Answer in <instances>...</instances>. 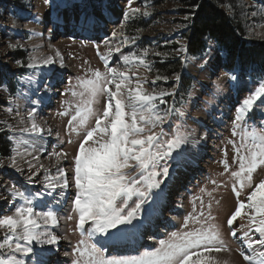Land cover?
Listing matches in <instances>:
<instances>
[{
	"label": "snow or ice",
	"instance_id": "snow-or-ice-1",
	"mask_svg": "<svg viewBox=\"0 0 264 264\" xmlns=\"http://www.w3.org/2000/svg\"><path fill=\"white\" fill-rule=\"evenodd\" d=\"M134 2L126 0L128 11L122 14L125 20L137 13L149 14L147 7L142 12L134 7ZM220 6L225 11L233 10L230 4ZM94 7L97 11H85L79 19L78 27L82 31L94 29L104 19L101 15L103 4ZM192 19V16H185L184 23L177 28L186 31ZM32 20L39 22L37 17ZM11 28L16 30L18 25L14 22ZM123 29L121 23L120 30L111 33L113 40L120 39V45L108 48L106 53L96 48L103 71L89 66L84 69V76H77L75 83L69 81L66 93H61L73 98L63 100L62 110L57 113L69 117L65 142L71 144L73 134L78 138L70 168L60 166L61 161L69 159L64 151L50 153L56 161L54 173L39 163V157L27 147L23 152L13 147L9 155L0 159V169L10 168L21 175L26 170V182L41 185L32 193L15 183L0 181V201L8 205L7 212L0 211V264H50L48 257L52 249L58 250L60 242L68 239L67 235L54 231L60 225V206L68 203L71 208L63 219L66 223L73 222L72 231L80 235L71 252L64 253L65 257H70V264H227L220 257L221 253L231 252L225 231L228 237L242 241L243 247L237 251L244 264H264V178L255 177L264 171V120L252 121L249 125L253 111L264 105V66L252 69L249 76L239 61L231 66L218 62L221 51L209 26L206 34L201 33L203 40L181 38L176 41L178 47L174 52L183 57L184 72L174 74L170 91H157V82L167 84L169 77L149 75L152 64L148 60V49L125 53L124 48L134 45L138 37H129ZM141 31L136 29L138 33ZM32 35L42 36V33L29 30V39ZM257 35L264 38V34ZM190 46L194 49L191 55ZM6 47L12 51H28L27 60L14 63L18 68L33 70V75L35 70H41L42 79L66 67L64 55L55 46H48L51 54H44L41 44H33L29 50L24 43L9 40ZM152 55L160 56L161 53L153 52ZM192 67L208 77L207 83L198 80L190 70ZM183 76L198 81L201 86L199 95L188 92L193 107L199 106L200 96H222L233 90L243 94L229 117L231 128L227 143L233 149L232 162L230 164L226 158L227 149L220 162L221 175H226L228 180L222 184L212 181L218 187L230 188L233 206L224 218L222 230L213 215V199L205 204L197 197L199 205L193 203L192 211L184 217L179 230L167 233L163 239L146 234L148 239L155 241L150 248L138 250L133 255H112L114 246L144 228L146 221L156 213V205L166 198L174 170L183 167L186 154L208 138L203 129V134H197L195 129L185 130L181 123L173 124V120H181L186 115L192 123H201L175 104L168 106L167 98L178 94L176 85L182 86ZM32 83L30 75L28 84ZM43 86L52 87L47 83ZM0 88L11 91L3 83ZM40 102L35 101L23 115L15 112L21 125L26 121V126L8 121L0 125V133L9 144L15 140L17 145L35 148L37 139L42 140L45 134L53 135L51 127L37 122L35 105ZM213 102L210 99L206 103ZM7 111L12 113L13 109ZM215 111L213 107L212 112ZM249 126L259 131L246 132ZM16 132L28 138H17ZM55 135L60 138L59 132ZM247 136H251V142ZM208 195L212 197V193ZM38 204L43 205L40 211H37ZM241 220L246 223H240Z\"/></svg>",
	"mask_w": 264,
	"mask_h": 264
},
{
	"label": "rangeland",
	"instance_id": "rangeland-1",
	"mask_svg": "<svg viewBox=\"0 0 264 264\" xmlns=\"http://www.w3.org/2000/svg\"><path fill=\"white\" fill-rule=\"evenodd\" d=\"M159 1H162V3L161 5L156 7L153 5V0H135L134 2V6L140 8L142 12L145 7H147V11L149 13L148 15H142L141 13H137L136 15H140L146 19H150L153 22V24L146 31L142 32L138 36L141 39H148V41L144 42L143 47L144 49L149 50L148 60L151 62V64H153L152 62H154L155 60L164 59V57H162L161 55L165 56V54L162 53V50L160 48H164L166 46L169 47V49L166 50L167 52L179 56L174 52V49L178 47L176 41L183 38L181 30L177 28L178 25L182 24L178 21L179 0ZM81 2L82 0L72 1L73 4L78 3V7L81 5ZM47 3V0H0V83L8 85V88L11 90L7 91L3 88H0V125H2L4 121H8L9 123L16 126H26V121L24 125H21L20 118L15 117V112H22L21 114L23 115L33 106V103L35 101H42L35 105L38 109L37 122L41 123L45 127H51L53 129V135L48 136L47 134H45L42 140L37 139L35 148H33L31 145H17L15 140L14 143L16 144L18 150L21 152H23L24 147H27L28 151L34 152V154L37 155L40 159L38 162L40 163L41 161V164H43L47 168H50L51 171L54 173L56 161L55 158L50 155V153L53 151H64L68 154L69 159L71 160V157L77 150L78 138L75 134H73L71 136L73 142L71 144L65 142L68 139V136L66 135L67 129L65 125L69 117H63L62 120L61 117L57 115L58 111H55L54 109L56 105L55 103L51 102L48 104V106L40 107L45 103L46 100L50 98L47 89L51 90V94L54 93L56 96H60V94H58L57 92H59V87L60 90L64 89L63 86L66 83L67 77H69L68 82L72 81L73 83H75L77 76H84V69L88 68L89 66L93 68H100L101 71H103V62L99 60L100 58L97 55L96 47L91 46V43H78L74 40L71 41V39L67 37H58L59 34L57 36L56 33H53L52 27L49 28L50 25H47L45 27V32L42 36L32 35L31 39H29V30H32L35 33L34 29L31 28V18L35 16L33 15V12L35 13L36 11L40 10V6L42 4H44L42 5V7H45L47 9ZM66 3H68L69 5L68 1H66ZM123 4H126V0H124ZM252 13H255L256 15L253 17ZM126 21L127 20L122 19L117 24V31L120 30L121 23L125 26ZM14 22L18 25V28L16 30H13L11 28V25ZM262 25H264V6L255 5L249 7L247 23V30L249 33L247 40L249 44H251L252 42H264V38H261L260 35H257V33L264 34V26ZM9 40H11L12 43L20 41L24 43L26 45V49L29 50L31 49L33 44H41L43 45L42 51L44 54H51L48 50L49 45L58 48L65 57L66 67L58 69L55 74H52L55 76V78L53 77L51 79L55 80L56 83L51 82L48 76L42 79L41 70L39 69L35 70V73L33 75V70L31 69L18 68L14 62L16 60H27L29 52L25 49H20L16 51L8 49L6 47V44ZM154 40L156 41L154 42ZM157 40L160 41V43H158ZM56 44L58 45V47ZM118 45H120L119 38L113 40L112 37H109L108 40L105 41V43H102L101 46H99V49L100 51L106 53L108 48H115ZM66 47L68 53H66ZM132 49H134V45H129L124 48V51L125 53H127L129 50L132 51ZM153 52H160L161 55H152ZM20 54L24 56L22 59ZM258 58H261V56H258ZM84 61H88L89 63L83 64ZM218 62L224 63L222 55L220 56ZM190 70L194 75L198 76L199 81H204L207 83L208 77L205 74L197 72L194 67H192ZM43 71L46 72L47 70ZM30 75L33 79V83L31 85L28 84V78ZM149 75H155L153 71V65L152 73H150ZM44 83H47L49 85L52 84V87L46 89L43 86ZM155 87L157 91H169V86L161 88L160 85H158V82ZM172 87L173 81L170 88L172 89ZM180 87L181 84L176 85L177 91H179ZM36 88H39V91H35ZM19 89L20 91H18ZM192 92L196 95H199V93L201 92L200 83L196 80L194 82V89L192 90ZM9 96L12 97L11 100L8 99ZM242 98V93H238L233 90L231 94H225L222 96L213 97L211 96V94L200 96V103L197 107L192 106V104L190 103L191 98L188 101L183 100V104L185 106H183L181 110L185 113H190L191 118L198 119L201 123L200 125L192 123V120L189 119L186 115L185 117L181 118V120H173V124L181 123L185 130L195 129L197 134L206 133L208 138L196 149L186 154V163L183 167L178 169L179 171L181 169H185L183 176H181L180 173L176 174L178 170H174V180L170 182H173L171 187L173 194L169 199V201H172L173 206L168 207L165 213L163 212V206L160 208L159 205L164 204L166 202V198L164 199V201L156 205V212L161 215V218L164 217V219H161L159 221V224H161L162 222H166L168 220L169 215L178 212H183L185 210L183 206H185L184 203L187 201V199L189 203V205L187 204L188 212L186 211V214L183 216V218H181V224L176 227L175 225H172L171 221L168 222L171 224L170 228L167 230V232L164 233V235L160 237V239L166 238L167 233L180 229L184 217L192 211L193 203L195 202L197 205H199V201L196 199L197 197L202 198L205 204L209 201V199H213V215L217 217L216 222L217 224L222 226L223 230L224 218L233 206V196L231 194L230 188H225L222 186L218 187L217 185H213L212 181L216 180L218 184H222L224 181L228 180V177L226 175H221L223 169L220 162L222 158H224V149H227L228 155L226 158L229 160V163L231 164L232 162L233 149L231 145L227 143L228 139L230 138L231 128L229 117L232 114L231 110L233 109V106L237 105L238 101ZM65 99L73 98L70 95H63L59 103L61 110L62 101ZM210 99L214 101L213 104L206 103ZM257 104L259 105L260 102L258 101ZM96 107L100 108L101 105H96ZM213 107L216 108L215 112H212ZM8 108H12L13 112L9 113L7 111ZM260 120H264V105H260L253 111L249 121V125H251V121L259 123ZM201 129H203V133L201 132ZM165 130H168L167 127ZM253 130L259 131L258 128L253 129L251 126H249L246 129V132H251ZM56 132L60 133L59 139H57L55 135ZM16 137L20 139L28 138L26 135L22 136L19 132H16ZM246 138L248 142H251V136H247ZM236 139L239 142L240 138L237 137ZM52 143H56V145L60 147L56 146L55 149H52ZM45 144L46 147L44 146ZM0 159L4 158L0 156ZM60 166L66 169L70 168L71 162H69V160H63L60 162ZM233 169H235V165H233ZM26 175V170L25 174L21 175L20 173H17L10 168L0 169V181L15 183L22 190L30 187L31 191L35 193L38 189H40L39 187H41V185L39 183H27L25 179ZM255 177L256 179L264 178V171L258 172L257 174H255ZM40 179H43L42 175L40 176ZM182 183L190 184L185 188L184 191H182L180 194H177ZM36 185L39 187H37ZM168 189L166 191H168ZM201 189H204L205 191L202 192ZM208 193H212V197H209ZM217 200L219 201V204L215 203V201ZM181 207L182 209H180ZM69 208L71 207L69 206ZM69 210L70 209L66 210L63 215L60 214V225L58 228L54 229V231L58 235H67L71 239L69 241H73V244L70 246L69 242V246H64V243H66V241L62 240L58 245V250H56L55 248L52 249V252L48 257L50 264H54V262H56L57 264H70V257L67 262L64 261V253L68 252L69 249L73 245H75L76 242L80 239V237L77 236L79 232L72 231L74 223H66L63 219L64 216L69 214ZM0 211H8V205L4 201H0ZM168 211L170 213L166 214L168 213ZM156 215L157 214L154 213L151 218L156 217ZM141 219H144L143 215ZM149 221H147V223ZM61 223L63 227L61 226ZM240 223H246V221L242 220ZM61 228H63V230L65 231H61ZM244 230H246V228L242 229L241 231ZM134 236L135 238L133 239H137L138 233ZM129 240L130 239H128L127 241ZM225 240L228 244V247L231 249V252L221 253L220 257H227V259H223L224 261H227V264H244L242 258L239 256L237 251L238 248L242 247V242H238L239 239H237L236 242L232 240L230 237L227 236L226 231ZM60 246L62 252L60 251ZM36 247H39V245H37Z\"/></svg>",
	"mask_w": 264,
	"mask_h": 264
},
{
	"label": "trees",
	"instance_id": "trees-1",
	"mask_svg": "<svg viewBox=\"0 0 264 264\" xmlns=\"http://www.w3.org/2000/svg\"><path fill=\"white\" fill-rule=\"evenodd\" d=\"M153 1L155 2V6H159L162 3L159 0ZM250 2L255 5L264 6V0H179L178 21L184 23L185 16L193 17L190 21L191 27L182 32L183 38L193 41L203 40L204 37L201 33L206 34L210 26L218 41L224 63L231 66L239 61L248 72L252 69L259 70L264 66V42L248 43L249 33L247 23L248 11L249 7H251ZM222 4L232 5L233 10L225 11L220 6ZM150 25V22L141 19H132L126 24L125 33L129 36H134L138 33L136 29L145 31ZM160 49L165 56L164 59L153 62V71L155 75L159 74L169 77L167 84L163 81H158V85L161 88L169 86L170 91L174 74H183L184 72V66L182 64L183 57L167 52L166 50L169 49L168 46ZM193 51L194 49L190 46L189 55ZM20 56L21 59L24 57L22 54ZM258 56H261V58H258ZM182 82L183 84L179 90H182L184 93H188L194 87V80L189 79L187 76H183ZM171 98H167L168 105L171 102ZM10 149L11 144L0 133V156L5 158L9 155Z\"/></svg>",
	"mask_w": 264,
	"mask_h": 264
},
{
	"label": "bare ground",
	"instance_id": "bare-ground-1",
	"mask_svg": "<svg viewBox=\"0 0 264 264\" xmlns=\"http://www.w3.org/2000/svg\"><path fill=\"white\" fill-rule=\"evenodd\" d=\"M48 3L46 4V7H42V4L40 6V10L36 11L35 13L33 12L34 17H37L39 19L38 23L33 22L31 18V28L34 29L35 32L42 33V35L45 32V26L47 24H50L51 22H56L60 24H68V23H79V19L82 18V14L87 11V12H93L97 11V9L94 7V5L102 3L104 8L103 11L101 12V15L104 16V19L100 21L99 25L95 27L92 30L89 31H82L78 25L75 29L74 27V33L76 35L79 34H86L87 32L94 31L97 32L98 35L100 34H109L111 35L112 31L116 30L117 31V24L119 21L117 19H121L123 17V12L128 11V6L127 4H123L124 0H82L81 5L78 7V3H72L73 0H47ZM66 1L70 2L69 5L66 3ZM65 3V4H64ZM135 7V6H134ZM29 15V14H28ZM72 36V35H70ZM50 37V35H49ZM44 39V37H43ZM52 39V38H51ZM50 42V41H49ZM61 44V42H60ZM57 45V44H56ZM63 46V45H59ZM58 47V45H57ZM51 75V74H48ZM63 77V76H61ZM53 79H51L52 81ZM22 113V112H20ZM40 160V159H39ZM69 160V159H68ZM40 163H42L40 161ZM201 167V166H200ZM181 176H183V171H179ZM26 177V176H25ZM176 178V177H175ZM178 178V177H177ZM26 179V178H25ZM174 180V178H173ZM173 183V182H172ZM185 206L183 208L185 209L183 212H178L172 215L168 216V220L166 222H162L158 226L154 227V230L150 233V235H154L156 239H159L162 235H164L165 232L170 228V223L172 222V225H175L178 227L183 218V216L186 214V211L188 210L187 203H184ZM62 208V206H60ZM178 214V215H177ZM61 231L63 228H61ZM71 240L69 237L64 243V246H69V241ZM142 242H144L143 239H139L138 241H132L128 245H116L112 249L113 251H133L135 250ZM155 243V241L146 239V246H152ZM224 256V255H223ZM69 257H64V261H67ZM227 259V257H225ZM225 258H221L222 260ZM231 261V260H230ZM229 262V259H228ZM231 263V262H230Z\"/></svg>",
	"mask_w": 264,
	"mask_h": 264
}]
</instances>
